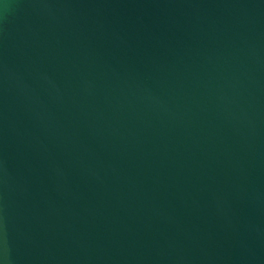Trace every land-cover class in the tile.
Here are the masks:
<instances>
[{
    "label": "water",
    "instance_id": "1",
    "mask_svg": "<svg viewBox=\"0 0 264 264\" xmlns=\"http://www.w3.org/2000/svg\"><path fill=\"white\" fill-rule=\"evenodd\" d=\"M0 264H264V0H0Z\"/></svg>",
    "mask_w": 264,
    "mask_h": 264
}]
</instances>
